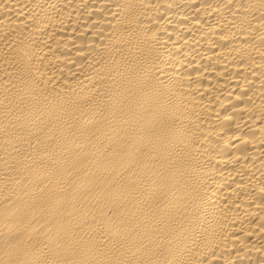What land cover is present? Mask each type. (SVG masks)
Here are the masks:
<instances>
[{
	"label": "bare ground",
	"instance_id": "obj_1",
	"mask_svg": "<svg viewBox=\"0 0 264 264\" xmlns=\"http://www.w3.org/2000/svg\"><path fill=\"white\" fill-rule=\"evenodd\" d=\"M0 264H264V0H0Z\"/></svg>",
	"mask_w": 264,
	"mask_h": 264
}]
</instances>
